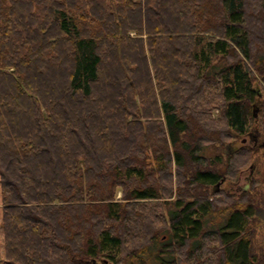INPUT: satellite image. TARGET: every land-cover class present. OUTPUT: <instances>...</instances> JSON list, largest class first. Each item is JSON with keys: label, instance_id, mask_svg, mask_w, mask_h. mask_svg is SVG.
Here are the masks:
<instances>
[{"label": "trees", "instance_id": "1", "mask_svg": "<svg viewBox=\"0 0 264 264\" xmlns=\"http://www.w3.org/2000/svg\"><path fill=\"white\" fill-rule=\"evenodd\" d=\"M257 77L264 0H0L2 264H264Z\"/></svg>", "mask_w": 264, "mask_h": 264}, {"label": "rangeland", "instance_id": "2", "mask_svg": "<svg viewBox=\"0 0 264 264\" xmlns=\"http://www.w3.org/2000/svg\"><path fill=\"white\" fill-rule=\"evenodd\" d=\"M254 87L258 92V99L254 104H252V113L255 111V122L251 127L249 133L243 137L241 140H245L243 145L246 148L252 149L253 154L247 165L237 171L235 177L228 178L225 177L224 181H220L219 190L217 194L224 192L226 197L228 196L235 203H248L250 200L259 202V206L255 208V217L258 219L259 223L255 224L256 232L251 236L254 241L253 251L262 259L264 258V94L262 89L261 80L257 77L254 82ZM264 91V90H263ZM262 92V93H261ZM262 110V111H261ZM261 113V114H260ZM213 116H216V111L212 112ZM262 123V127H261ZM260 130L259 135H256V129ZM235 139L234 141H229L235 146L240 145L241 140ZM214 187L211 188V193ZM216 198V197H215ZM220 199V197H217ZM263 200V201H262ZM249 204V203H248ZM0 216H1V204H0ZM1 218V217H0ZM223 224L222 219L217 216L209 217L205 222L204 226L207 229H213L221 226ZM252 233V231H251ZM3 259V246L2 237L0 233V264H2ZM202 262V260H200ZM199 261V262H200Z\"/></svg>", "mask_w": 264, "mask_h": 264}, {"label": "flooded vegetation", "instance_id": "3", "mask_svg": "<svg viewBox=\"0 0 264 264\" xmlns=\"http://www.w3.org/2000/svg\"><path fill=\"white\" fill-rule=\"evenodd\" d=\"M218 190H219V184L215 186L214 192L216 193L218 192Z\"/></svg>", "mask_w": 264, "mask_h": 264}, {"label": "water", "instance_id": "4", "mask_svg": "<svg viewBox=\"0 0 264 264\" xmlns=\"http://www.w3.org/2000/svg\"><path fill=\"white\" fill-rule=\"evenodd\" d=\"M253 115L255 116V111L253 112ZM241 142H242V143H244V142H245V140H241Z\"/></svg>", "mask_w": 264, "mask_h": 264}]
</instances>
